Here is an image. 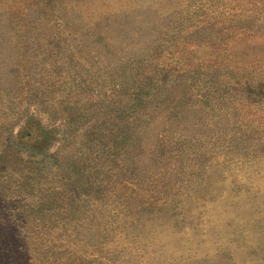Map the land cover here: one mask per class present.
<instances>
[{
  "label": "rangeland",
  "instance_id": "obj_1",
  "mask_svg": "<svg viewBox=\"0 0 264 264\" xmlns=\"http://www.w3.org/2000/svg\"><path fill=\"white\" fill-rule=\"evenodd\" d=\"M261 83L264 0H0V264H264Z\"/></svg>",
  "mask_w": 264,
  "mask_h": 264
},
{
  "label": "trees",
  "instance_id": "obj_2",
  "mask_svg": "<svg viewBox=\"0 0 264 264\" xmlns=\"http://www.w3.org/2000/svg\"><path fill=\"white\" fill-rule=\"evenodd\" d=\"M264 85V83H261L260 86ZM136 98H141L139 97L137 94L138 92L136 93ZM28 124L25 126V130L22 131V134L25 135L26 133H32V132H35L36 135H38V130L36 129V127L34 125L31 124V121L27 120ZM26 122V123H27ZM34 135V134H33ZM34 137H37L34 135ZM73 164V163H72ZM78 173V170L76 171ZM39 205V204H38Z\"/></svg>",
  "mask_w": 264,
  "mask_h": 264
}]
</instances>
